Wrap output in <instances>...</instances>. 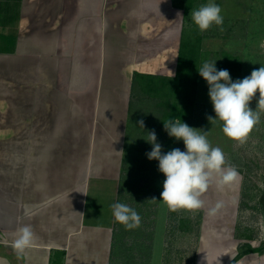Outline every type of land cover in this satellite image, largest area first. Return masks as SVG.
Returning a JSON list of instances; mask_svg holds the SVG:
<instances>
[{
	"label": "crops",
	"instance_id": "obj_1",
	"mask_svg": "<svg viewBox=\"0 0 264 264\" xmlns=\"http://www.w3.org/2000/svg\"><path fill=\"white\" fill-rule=\"evenodd\" d=\"M184 16L174 0H0V264H165L164 179L134 208L137 229L111 205L129 198L132 170L149 169L136 167L148 133L164 153L163 122L187 121L165 92L180 90ZM152 96L161 113L145 112ZM25 224L36 240L18 258ZM198 243L194 264L201 230Z\"/></svg>",
	"mask_w": 264,
	"mask_h": 264
},
{
	"label": "rangeland",
	"instance_id": "obj_2",
	"mask_svg": "<svg viewBox=\"0 0 264 264\" xmlns=\"http://www.w3.org/2000/svg\"><path fill=\"white\" fill-rule=\"evenodd\" d=\"M182 1L188 10L184 16L185 53L181 66L183 71L189 66L191 75L188 81L197 82L195 105L184 123L208 131L210 143L223 150L226 159L237 168L239 178L233 185L222 190L209 189L202 197L205 207L196 212L171 211L165 264H194L200 230L203 243L197 264H230L235 256L248 251L239 252V248L249 245L256 247L264 242V113L245 143L228 139L223 134L219 121L212 123L207 119L208 116L215 118V112L208 95V84L199 75L198 69L205 61L215 62L217 70L227 69L221 62L230 53L241 56L243 61L242 74L232 77V81L243 79L254 69L264 66V0H212L221 7L223 30L213 25L205 32H200L193 24L190 13L209 3V0L178 2ZM165 92L167 96H171V101L179 99L183 107L184 90L175 89L173 85L172 89L168 86ZM258 97L259 93L250 102L253 110L257 107ZM150 100L149 104L156 102V106L151 108L148 105L145 112L161 113L162 105L158 101L163 100V97L152 96ZM158 139L165 143L171 142L169 147L165 145L164 153L173 148L186 150L182 140L170 137L167 132L159 133ZM142 157L148 159L147 155ZM144 158L142 164H137L136 167L144 165L146 168L149 166V169L132 170V177L126 185L125 191L129 193V198L125 199L124 204L132 208L139 206L140 209L144 204L142 196L145 197L146 193L152 194L159 179L165 180L164 174L159 171V162L153 159L148 165ZM128 174L130 176V171ZM218 201L223 202V207L215 215H210L209 210ZM155 203L151 196L150 207L153 208ZM242 257L245 264H259L264 254L250 252Z\"/></svg>",
	"mask_w": 264,
	"mask_h": 264
},
{
	"label": "clouds",
	"instance_id": "obj_3",
	"mask_svg": "<svg viewBox=\"0 0 264 264\" xmlns=\"http://www.w3.org/2000/svg\"><path fill=\"white\" fill-rule=\"evenodd\" d=\"M221 11L218 4L209 0V3L193 10L190 16L200 32L209 30L213 25L223 30L224 17ZM198 72L208 84V95L215 112V118L208 116L207 119L212 123L219 121L222 132L228 139L245 143L264 113V66L235 81H232L227 69L217 70L215 62H203ZM257 93V107L253 110L250 102ZM138 123L143 128L144 122L141 120ZM163 123L168 135L182 140L186 150L173 148L163 153L155 131L148 133L147 141L152 144V150L146 155L149 160L159 162V171L165 176L160 200L170 211L196 212L205 207L202 197L209 189L222 190L230 187L239 178V172L226 159L220 147L212 146L208 131L190 127L180 118L169 119ZM222 207L223 202L218 201L209 210V214L215 215ZM111 208L115 221L126 230L140 227L141 217L131 206L116 202ZM35 240L32 226L25 224L18 229L11 247L20 258L33 246Z\"/></svg>",
	"mask_w": 264,
	"mask_h": 264
},
{
	"label": "trees",
	"instance_id": "obj_4",
	"mask_svg": "<svg viewBox=\"0 0 264 264\" xmlns=\"http://www.w3.org/2000/svg\"><path fill=\"white\" fill-rule=\"evenodd\" d=\"M179 0H174L175 4H177L178 6H180L181 8L184 9L185 13L187 12L188 8L186 7V5L184 4V2L182 1L181 3L178 2ZM190 7V6H188ZM185 37V35H184ZM185 53V40L183 39L182 42V49H181V55H180V73L178 75V79L177 81L179 82V89L184 90V94L182 95V98L184 99V105L183 107H178L177 103L175 102V104L171 105V114L172 115H178L180 114L181 118L183 119L184 115H189L192 113V110L194 108L195 105V98H196V90H197V82L196 81H192L189 82L188 79L191 75V69H189V66L186 70V68L182 69V61H183V54ZM192 56V54L190 55V57ZM194 63L196 61L195 58V53H194ZM193 63V64H194ZM221 64H224L223 66H225L228 70L230 69V77H239L242 74L243 71V61H242V57L239 55H233L230 53V55H226L224 61L221 62ZM183 65V64H182ZM178 86L176 85L175 89ZM263 201H264V197H263ZM250 252H256V253H260L263 254L264 253V242H262L259 246L253 247L251 245H249L248 251L246 253H250ZM244 253V254H246ZM244 254H238L237 256H235L230 264H235L237 260H239Z\"/></svg>",
	"mask_w": 264,
	"mask_h": 264
},
{
	"label": "water",
	"instance_id": "obj_5",
	"mask_svg": "<svg viewBox=\"0 0 264 264\" xmlns=\"http://www.w3.org/2000/svg\"><path fill=\"white\" fill-rule=\"evenodd\" d=\"M246 250H248V247L247 246H244V247L239 248V252H244Z\"/></svg>",
	"mask_w": 264,
	"mask_h": 264
}]
</instances>
